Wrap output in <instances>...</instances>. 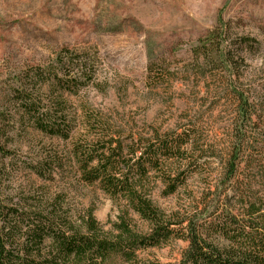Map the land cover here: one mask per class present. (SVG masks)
<instances>
[{"label": "rangeland", "instance_id": "374dc122", "mask_svg": "<svg viewBox=\"0 0 264 264\" xmlns=\"http://www.w3.org/2000/svg\"><path fill=\"white\" fill-rule=\"evenodd\" d=\"M221 29L224 47L236 50L231 62L241 64L236 85L252 90L264 105V0H0V128L7 132L0 134V146L8 152L7 157L0 152L4 200H26L48 212L57 200L58 210L70 214L76 227H85L88 220L96 224L99 237L117 242L128 202L106 195L98 183H84L74 153L85 149L92 126L109 124L128 142L130 136L149 139L199 119L207 123L210 75L217 71L199 68L194 61L202 53L201 43L211 45ZM241 38L256 43L241 45ZM62 60L76 65L77 84L70 85L75 89L55 85L48 77H62ZM35 69L46 72L49 80L37 92L29 80ZM85 69L91 82L82 77ZM24 87L34 91L42 110H65L72 121L70 141L51 138L17 115L13 96ZM57 156L63 167H55L51 176L35 174L34 163ZM223 166V160L214 158L210 167L218 176ZM206 183L199 175L190 177L171 197L162 196L157 184L153 201L171 212ZM129 217L134 227L149 229L138 215L130 212ZM164 246L141 250L138 257L174 264L188 242ZM124 263L114 258L109 264Z\"/></svg>", "mask_w": 264, "mask_h": 264}, {"label": "trees", "instance_id": "16d2710c", "mask_svg": "<svg viewBox=\"0 0 264 264\" xmlns=\"http://www.w3.org/2000/svg\"><path fill=\"white\" fill-rule=\"evenodd\" d=\"M217 31L211 45L201 43L202 53L194 61L199 68L217 71L210 72L207 123L199 119L187 128L181 125L149 139L130 136L128 142L109 124L92 126L85 149L79 152L76 147L73 157L80 179L98 183L106 195L128 202L129 210L120 217L118 241L99 237L96 224L88 220L85 227H76L70 214L58 210L57 200L51 212L36 203L29 206L26 200L7 202L0 185V264H109L114 258L125 259L124 264H161L142 260L138 253L177 241L188 242V247L174 264H264V105L252 90L236 85L241 64L231 62L236 50L225 48L224 32ZM253 43L251 38L240 39L241 45L253 47ZM61 64L62 77L56 73L48 77L55 85L75 89L70 85L77 84L73 81L76 65L63 60ZM81 74L91 82L86 69ZM46 77V72L35 69L29 76L34 82L30 88L45 85ZM14 93L20 118L51 138L72 139V121L61 106L42 110L41 100L27 87ZM4 131L1 127L0 134ZM4 147L0 152L7 157ZM214 158L223 160L218 176L210 167ZM63 163L57 156L43 158L32 167L36 175L45 177ZM193 165L197 171L188 170ZM196 175L206 180L205 188L192 192L177 209L166 212L155 205L157 184L162 186V196L171 197ZM130 212L145 220L149 229L134 227Z\"/></svg>", "mask_w": 264, "mask_h": 264}]
</instances>
